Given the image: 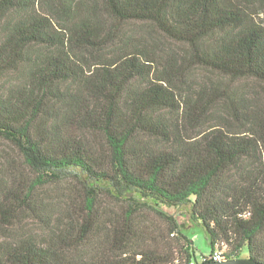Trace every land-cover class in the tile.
Returning a JSON list of instances; mask_svg holds the SVG:
<instances>
[{"label":"trees","instance_id":"1","mask_svg":"<svg viewBox=\"0 0 264 264\" xmlns=\"http://www.w3.org/2000/svg\"><path fill=\"white\" fill-rule=\"evenodd\" d=\"M262 15L264 0H0V141L31 172L0 162V264L198 263L181 205L212 251L264 263V103L230 98L237 128L196 131L215 96L188 81L264 84Z\"/></svg>","mask_w":264,"mask_h":264},{"label":"rangeland","instance_id":"2","mask_svg":"<svg viewBox=\"0 0 264 264\" xmlns=\"http://www.w3.org/2000/svg\"><path fill=\"white\" fill-rule=\"evenodd\" d=\"M262 16L264 17V15ZM121 27L123 30L133 29L138 31L145 28L144 25L131 22L124 23ZM151 33L164 46L174 47L176 49L180 48V45L164 38L156 31L153 30ZM188 81L193 88L205 86L213 88L215 96V102L211 106L206 119L203 121V125H196V131L221 126L223 123H227L231 127H236V123L232 120L226 109L225 103L231 100L230 98L238 99L243 96L251 103H255L256 101H262L264 103V84L251 78L230 79L220 74L196 68L190 73ZM0 162L7 168V173L13 172L17 178L22 177V175H31V172L24 165L15 147L4 140L0 141ZM41 192L47 198H54L61 196L64 191L55 186H45L41 189ZM168 212L177 218L182 232L191 239L193 247L196 249L198 262H202V257L210 255L212 251L211 242L205 229L191 217L190 207L187 205L168 208ZM22 220L30 219L22 218ZM25 222L27 223L22 224L25 228H34L37 230V226L33 225L32 222ZM246 257H248V251L245 249L241 254V258Z\"/></svg>","mask_w":264,"mask_h":264},{"label":"water","instance_id":"3","mask_svg":"<svg viewBox=\"0 0 264 264\" xmlns=\"http://www.w3.org/2000/svg\"><path fill=\"white\" fill-rule=\"evenodd\" d=\"M195 264H264V263L255 260L253 258L246 257V258H230V259L227 258L223 260H207Z\"/></svg>","mask_w":264,"mask_h":264},{"label":"built area","instance_id":"4","mask_svg":"<svg viewBox=\"0 0 264 264\" xmlns=\"http://www.w3.org/2000/svg\"><path fill=\"white\" fill-rule=\"evenodd\" d=\"M204 261H207L205 257H202ZM208 260H223L227 259L225 256V248H219V246L214 250L211 251V254L207 256ZM191 264H195L194 261L191 262Z\"/></svg>","mask_w":264,"mask_h":264}]
</instances>
